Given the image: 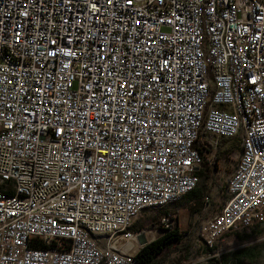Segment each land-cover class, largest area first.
Here are the masks:
<instances>
[{"label":"built area","instance_id":"1","mask_svg":"<svg viewBox=\"0 0 264 264\" xmlns=\"http://www.w3.org/2000/svg\"><path fill=\"white\" fill-rule=\"evenodd\" d=\"M234 136L208 246L264 220V0H0V264H135Z\"/></svg>","mask_w":264,"mask_h":264},{"label":"rangeland","instance_id":"2","mask_svg":"<svg viewBox=\"0 0 264 264\" xmlns=\"http://www.w3.org/2000/svg\"><path fill=\"white\" fill-rule=\"evenodd\" d=\"M228 144H224V146H227ZM221 149L222 148H220V150ZM238 151L239 144L237 142V145H233L227 152H219L216 154L215 168L210 172L211 177L207 180L209 181V185H212V188L209 191L212 197L210 203L208 205H201V207H204V211L199 212V210H197L196 215L192 217L189 215L193 227H191L192 235L188 240L185 249L169 252L164 255V259L160 264H206L208 257L210 256L217 259L218 264H235L236 259L233 252L247 246H255L256 255L252 259L243 258L241 260L242 264H264V222L256 226L253 225L247 228H238L224 233L215 245L210 246L211 249L208 253H205L201 248L203 234L202 224L205 218L218 210L226 197L225 184L233 170ZM180 202H182V199L178 198L177 200L169 202L161 207L144 208L133 219L135 220L134 224L136 226H130L126 230H136L135 228L139 226L143 231L145 230L147 233L151 232L155 234L152 239L157 237L162 233V230L157 227V224L162 222L167 223L170 220L173 222L175 220L176 222V205ZM166 211H170L171 217H167L166 220H161V218L166 217L164 214ZM149 223H152L153 225L149 226ZM191 223H188L184 230L190 229L189 226H191ZM116 235L117 240L123 238L121 237L122 235L120 232H117ZM144 235L145 234L143 233L142 237L136 236L138 237L137 239L139 242L140 239L142 240L141 243L145 241H143V239H147Z\"/></svg>","mask_w":264,"mask_h":264},{"label":"trees","instance_id":"3","mask_svg":"<svg viewBox=\"0 0 264 264\" xmlns=\"http://www.w3.org/2000/svg\"><path fill=\"white\" fill-rule=\"evenodd\" d=\"M237 142L239 144V140L237 137H229V138H221L220 144H228L227 146H223V148L220 150L217 149L214 157L211 160V163L206 159L204 153L199 147L200 140L196 138L193 141V147L198 149V152L201 157V164L197 171L198 174V181L197 184L190 189L189 191L182 194L179 198L182 200H192V204L189 205L188 211L189 215L191 216L192 213L199 209L202 202V196L207 193L209 190L207 179L211 177V171L215 168V159L216 154L219 152H227L230 150V148L233 145H237ZM170 211L164 212V214L169 213ZM261 222L254 223L253 225L256 226ZM152 223H149V226H152ZM158 228L162 230V233L158 235L157 237L153 238L152 240L144 243L141 245L138 250L134 253L133 259L135 261V264H160L162 260L164 259V255L168 254L169 252L173 250H184L187 246V242L190 239L192 233L189 230L180 231L177 228L176 222L170 220L167 222L166 227L163 226L162 223L157 224ZM251 225V226H253ZM202 250L205 253H208L210 251V246L202 243ZM164 253V254H163ZM162 254V255H161ZM236 262L235 264H242V259H252L256 255L255 246H247L243 249H237L235 252H233ZM206 264H218V260L215 259L213 256L208 257Z\"/></svg>","mask_w":264,"mask_h":264},{"label":"crops","instance_id":"4","mask_svg":"<svg viewBox=\"0 0 264 264\" xmlns=\"http://www.w3.org/2000/svg\"><path fill=\"white\" fill-rule=\"evenodd\" d=\"M209 179V178H208ZM207 179V180H208ZM207 184H208V187L210 186L209 185V181H207ZM212 186V185H211ZM209 187L210 189L212 188V187ZM211 199V198H210ZM211 201V200H210ZM192 200H182V202H180V203H178L177 205H176V225H177V228H178V230H182V231H185L184 230V228L186 227V225L188 224V223H191V220H190V218H189V211H188V208H189V205L190 204H192ZM202 203V202H201ZM201 205H203V204H201ZM204 207L202 206H200V208L199 209H197V210H199V212H201V211H204V209H203ZM197 210H195L193 213H192V215H191V217L192 216H194V215H196V212H197ZM205 213V212H204ZM206 214V213H205ZM207 215V214H206ZM134 219V218H133ZM135 220H132V222L130 223V225L128 226V227H130V226H136L135 224ZM191 227H193L192 226V223H191V226H189V228L190 229H188L189 231H191L192 229H191ZM133 228H135V227H133ZM136 230H132V229H130L131 230V232H140L139 233V237H142L143 236V233L144 234H146L147 232L144 230L143 231V229L141 228V227H139V226H137L136 228H135ZM146 232V233H145ZM141 234V235H140ZM138 236V235H137ZM155 238V237H154ZM145 240V241H144ZM151 240H152V238H151ZM125 241H126V239H125ZM143 241H144V243H146V242H148V239H143ZM149 241H150V239H149ZM128 242H130V243H132V244H135L134 243V241H132L131 239H128ZM139 242V241H138ZM141 242H142V240L140 239V242L138 243V245L136 246V248L132 251V252H127L128 254H134L137 250H138V248L141 246ZM118 247H122V245L121 244H119L118 245Z\"/></svg>","mask_w":264,"mask_h":264},{"label":"bare ground","instance_id":"5","mask_svg":"<svg viewBox=\"0 0 264 264\" xmlns=\"http://www.w3.org/2000/svg\"><path fill=\"white\" fill-rule=\"evenodd\" d=\"M144 236H145V238L150 239L153 236H155V234L149 232V233H146ZM137 238L138 237L133 236V234L128 237V239H131L132 241H134L135 244L128 242V239L125 241L123 238H120L118 240L116 239L117 241L115 240V244H117V245L121 244L122 245L121 249L123 251L129 253V252H132L136 248V246L138 245L139 242H138ZM123 241H125V242H123Z\"/></svg>","mask_w":264,"mask_h":264},{"label":"water","instance_id":"6","mask_svg":"<svg viewBox=\"0 0 264 264\" xmlns=\"http://www.w3.org/2000/svg\"><path fill=\"white\" fill-rule=\"evenodd\" d=\"M141 235V234H140ZM139 236V235H138ZM144 244V242L143 243H141V245H143Z\"/></svg>","mask_w":264,"mask_h":264},{"label":"snow or ice","instance_id":"7","mask_svg":"<svg viewBox=\"0 0 264 264\" xmlns=\"http://www.w3.org/2000/svg\"><path fill=\"white\" fill-rule=\"evenodd\" d=\"M110 2H111V0H110Z\"/></svg>","mask_w":264,"mask_h":264}]
</instances>
